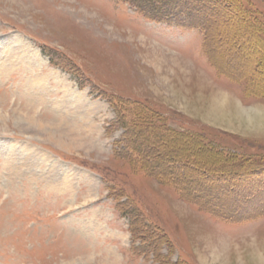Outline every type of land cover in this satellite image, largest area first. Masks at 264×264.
<instances>
[{"label": "rangeland", "instance_id": "374dc122", "mask_svg": "<svg viewBox=\"0 0 264 264\" xmlns=\"http://www.w3.org/2000/svg\"><path fill=\"white\" fill-rule=\"evenodd\" d=\"M182 8L0 0V264H264V0Z\"/></svg>", "mask_w": 264, "mask_h": 264}, {"label": "trees", "instance_id": "16d2710c", "mask_svg": "<svg viewBox=\"0 0 264 264\" xmlns=\"http://www.w3.org/2000/svg\"><path fill=\"white\" fill-rule=\"evenodd\" d=\"M124 1L128 3L130 7L137 10L139 13L144 14L147 18H151L153 20H161V18L167 19L168 14L170 15L178 14L180 10L183 9L182 7L189 0H124ZM191 25L192 23L188 26L194 27L193 25L192 26ZM206 37L207 36L205 35V39H203V48L205 52L208 51L207 54H210L207 48V44H206L207 42ZM259 39H261V41L262 40L264 41L263 38H257L256 39L257 43L260 41ZM48 57L50 59L51 56H48ZM78 83H79V87L82 88L83 84L81 82H78ZM140 118L142 120H135V121L131 120L132 125L130 126L131 127L135 126L134 128L137 129V131L147 128L146 126L152 127L151 126L152 122L147 119V116H144V114H142ZM126 158L129 159V157H126ZM258 167H261V166H258ZM124 206H125L124 202L117 204V209L120 210L121 213H124L126 215L131 214L132 211L131 210L125 211ZM132 210L134 211V209ZM129 217L131 218V215H129ZM130 231L134 232V229L132 228Z\"/></svg>", "mask_w": 264, "mask_h": 264}, {"label": "crops", "instance_id": "0c3cea01", "mask_svg": "<svg viewBox=\"0 0 264 264\" xmlns=\"http://www.w3.org/2000/svg\"><path fill=\"white\" fill-rule=\"evenodd\" d=\"M38 83V82H37ZM36 83V84H37ZM67 88V91H68V94L66 95V96H69L70 98L72 97V98H79L81 101H82V103L81 102H71V103H69L70 105H69V107L67 108V107H65L66 108V110H65V115L68 113V112H70V110H71V112H76L77 114L76 115H79V112H81V113H83V112H85L84 114H86L85 116H86V120H87V117H89V115H90V117H91V115H92V113H93V111H92V108H93V103H91V102H86L85 101V99H86V96L85 95H83L82 93H80L79 91H73V90H70L69 89V86H67L66 87ZM74 88V87H73ZM72 96H71V95ZM243 102V101H242ZM68 103V102H67ZM76 104V105H75ZM82 105V106H81ZM74 107V108H73ZM72 109H73V111H72ZM83 115V114H82ZM81 115V116H82ZM62 116V115H61ZM63 117H64V115H63ZM85 125H87V127L89 128V129H92V130H94L97 126H96V124H94L93 122H92V120H91V118H90V121H86V123H85Z\"/></svg>", "mask_w": 264, "mask_h": 264}, {"label": "bare ground", "instance_id": "6f19581e", "mask_svg": "<svg viewBox=\"0 0 264 264\" xmlns=\"http://www.w3.org/2000/svg\"><path fill=\"white\" fill-rule=\"evenodd\" d=\"M201 78L204 79L205 76H204V75H201ZM214 86H215V85H214ZM212 93H214V92H212ZM218 95H219V98H217V99H219V100H218V101H217L216 99H215V100L219 103L220 106H216V105L214 106L215 108H217V110H218V109H221L223 105H226V103H227L226 98H227V95H228V94H226L225 92H222V93H219ZM212 97H214V96H212ZM75 105H76V104H75ZM81 106H82V105H81ZM220 107H221V108H220ZM73 108H74V107H73ZM225 108H226V109H225V111H226L228 107L226 106ZM242 110H243V109H242L239 105H237V110H236V111H238V113H239V112H241ZM70 111H71V110H70ZM58 114H59V113H58ZM59 115H60V114H59ZM59 115H58V116H59ZM63 142H64V141H63Z\"/></svg>", "mask_w": 264, "mask_h": 264}]
</instances>
